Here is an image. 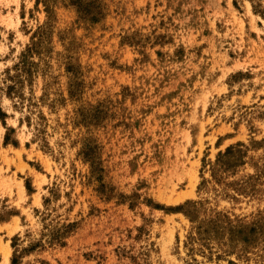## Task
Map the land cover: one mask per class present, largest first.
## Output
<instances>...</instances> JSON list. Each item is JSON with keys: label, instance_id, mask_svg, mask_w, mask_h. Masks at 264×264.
Wrapping results in <instances>:
<instances>
[{"label": "rangeland", "instance_id": "374dc122", "mask_svg": "<svg viewBox=\"0 0 264 264\" xmlns=\"http://www.w3.org/2000/svg\"><path fill=\"white\" fill-rule=\"evenodd\" d=\"M0 264H264V0H0Z\"/></svg>", "mask_w": 264, "mask_h": 264}, {"label": "trees", "instance_id": "16d2710c", "mask_svg": "<svg viewBox=\"0 0 264 264\" xmlns=\"http://www.w3.org/2000/svg\"><path fill=\"white\" fill-rule=\"evenodd\" d=\"M178 209H181L182 210L183 208L182 207H179Z\"/></svg>", "mask_w": 264, "mask_h": 264}, {"label": "bare ground", "instance_id": "6f19581e", "mask_svg": "<svg viewBox=\"0 0 264 264\" xmlns=\"http://www.w3.org/2000/svg\"><path fill=\"white\" fill-rule=\"evenodd\" d=\"M7 252V251H6ZM10 252V251H9ZM5 253V252H4ZM7 254H8V252H7ZM5 258V257H4ZM6 259V258H5Z\"/></svg>", "mask_w": 264, "mask_h": 264}]
</instances>
